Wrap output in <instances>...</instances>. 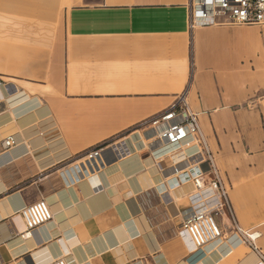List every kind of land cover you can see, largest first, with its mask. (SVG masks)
Wrapping results in <instances>:
<instances>
[{
  "label": "crops",
  "instance_id": "0c3cea01",
  "mask_svg": "<svg viewBox=\"0 0 264 264\" xmlns=\"http://www.w3.org/2000/svg\"><path fill=\"white\" fill-rule=\"evenodd\" d=\"M49 1L29 14H52ZM55 1L65 34L48 47L0 24V264H260L242 243L186 247L193 187L138 124L186 92L234 213L251 208L249 182L264 175V25L190 30L187 0ZM122 135L131 154L106 153L98 178L63 184L60 163ZM40 198L52 219L22 239L19 211Z\"/></svg>",
  "mask_w": 264,
  "mask_h": 264
},
{
  "label": "built area",
  "instance_id": "2783aa9c",
  "mask_svg": "<svg viewBox=\"0 0 264 264\" xmlns=\"http://www.w3.org/2000/svg\"><path fill=\"white\" fill-rule=\"evenodd\" d=\"M187 23L190 30L212 25H264V0H187ZM5 84L0 75V87ZM138 127L147 128L152 141L159 143L160 150L166 153L165 159L171 161L177 184L191 183L193 187L189 195L190 211L179 225L186 247L199 251L221 240L227 243L240 241L255 251L260 263L264 264V254L239 227L224 179L201 131L198 113L191 108L186 92L177 95L165 109L141 121ZM14 145L13 135L1 142L3 150ZM170 147L174 150L169 151ZM131 152L123 135L111 137L60 163L58 176L65 185L93 180L108 164L106 153H110L114 161ZM181 163H185L184 168L177 169ZM19 213L24 223L19 233L22 239L29 238L39 226L52 219L50 205L43 198L22 207ZM49 264L69 262L63 255Z\"/></svg>",
  "mask_w": 264,
  "mask_h": 264
},
{
  "label": "rangeland",
  "instance_id": "374dc122",
  "mask_svg": "<svg viewBox=\"0 0 264 264\" xmlns=\"http://www.w3.org/2000/svg\"><path fill=\"white\" fill-rule=\"evenodd\" d=\"M39 2L42 5V1L45 0H0V24H4L6 21L8 24L15 23L22 35L18 41L22 44L29 45H43L50 46L55 41L64 38V16L61 14L62 4L57 1H49L51 3L50 15L34 16L30 13V9L34 2ZM45 2V4H49ZM1 26V25H0ZM39 43V44H38ZM8 49H1V53L7 54ZM4 81L8 83L10 79L6 75H2ZM224 179V176L221 174ZM225 185L229 191V186L225 181ZM252 188L257 191L253 193L251 202L253 206L251 208L241 207L236 210V217L239 227L245 232H258L260 236L253 240L254 244L264 254V175L253 177L249 182ZM261 205L258 210L261 211L260 215L254 216L253 212L256 207ZM233 208V207H232ZM234 210V209H233ZM235 211V210H234ZM252 213V214H251ZM252 217V223L246 224V220H250ZM243 245H247L243 243Z\"/></svg>",
  "mask_w": 264,
  "mask_h": 264
},
{
  "label": "bare ground",
  "instance_id": "6f19581e",
  "mask_svg": "<svg viewBox=\"0 0 264 264\" xmlns=\"http://www.w3.org/2000/svg\"><path fill=\"white\" fill-rule=\"evenodd\" d=\"M171 149H168L169 151H171V150H174L172 147H170ZM169 151H167V152H169ZM246 233V232H245ZM247 234V237H249L250 239H252V240H254L256 237H258L259 236V234L257 233V232H254V233H251L250 235L248 234V233H246ZM237 244H241V242L240 241H238V242H236ZM243 244V243H242ZM261 264V263H260Z\"/></svg>",
  "mask_w": 264,
  "mask_h": 264
}]
</instances>
